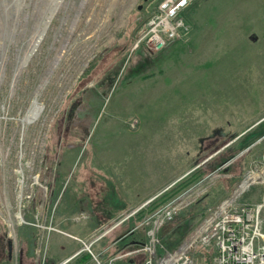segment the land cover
Returning <instances> with one entry per match:
<instances>
[{
  "label": "rangeland",
  "instance_id": "1",
  "mask_svg": "<svg viewBox=\"0 0 264 264\" xmlns=\"http://www.w3.org/2000/svg\"><path fill=\"white\" fill-rule=\"evenodd\" d=\"M50 1L0 0V219L7 216L15 170L38 173L48 194L38 188L25 218L38 228L42 257L49 231L62 230L56 216L74 199L80 179L103 213L113 215L89 241L113 236L134 219L144 237L133 249L121 243L118 258L107 261L84 246L90 263L130 264L133 257L146 264L155 211L185 199L155 231L156 253L165 257L194 239L209 209L232 197L248 174L264 172V0H196L184 10L191 33L157 51L138 45V36L162 0H62L18 70ZM34 99L43 109L25 122ZM126 190L158 194L137 211L126 209ZM240 197L239 203H264V180ZM87 215L70 214L75 221ZM261 218L262 236L254 243L264 253V206ZM189 255L192 264H218L214 245L198 240Z\"/></svg>",
  "mask_w": 264,
  "mask_h": 264
},
{
  "label": "built area",
  "instance_id": "2",
  "mask_svg": "<svg viewBox=\"0 0 264 264\" xmlns=\"http://www.w3.org/2000/svg\"><path fill=\"white\" fill-rule=\"evenodd\" d=\"M194 1L196 0H162L157 12L141 29L138 45L144 44L150 50L157 51L170 41L188 36L193 27L187 21L184 10ZM27 167L32 170V162H27ZM15 172L17 178L10 194L12 199L9 201L5 198L4 209L7 211V216L2 217L7 226L10 225L11 235L15 225L31 223L25 218V208L37 194L38 188L43 197H47L48 194V187L41 183L38 173L34 171L26 173L23 169L15 170ZM245 180L246 178L232 197L222 201L217 207L209 209L203 226L194 239L192 238L179 249L169 252L165 257H159L156 253L155 231L163 223L173 220L185 206L186 200L174 199L156 210L152 217V229L148 231L151 237L150 243L144 245L150 255L146 264H192L189 251L195 240L206 245H214L218 264H264V253L260 252V248L256 250L254 243L257 237L262 236L261 207L264 203L252 206L238 202L243 192L249 188H242ZM139 209L141 207L137 208V211ZM40 228L54 229L44 225ZM91 245L92 242L86 244V248L93 254ZM93 257L97 258L94 254Z\"/></svg>",
  "mask_w": 264,
  "mask_h": 264
},
{
  "label": "crops",
  "instance_id": "3",
  "mask_svg": "<svg viewBox=\"0 0 264 264\" xmlns=\"http://www.w3.org/2000/svg\"><path fill=\"white\" fill-rule=\"evenodd\" d=\"M253 50L255 51V47H252V53L254 54ZM251 57L248 61V69H253L256 59L254 55ZM83 192L85 195H83ZM91 193H94L93 190L89 186L85 189V186L79 179V184L75 189L76 195L73 196L74 199L70 202V205L66 204L56 216L55 223L57 226L60 225L62 230L49 231L50 245L42 257L36 252L37 227H30L28 224L18 225L17 233L11 235L10 230L7 231L8 226L5 225L6 223L0 219V264H89L92 262L90 261V255L85 253L86 249L84 246L91 242L89 241L91 235H93L96 229H99L98 227H101L100 225L104 223L103 221L109 223L113 215L112 211L103 213V206L99 205L100 203L96 204L97 202L95 203V200L93 201ZM157 194L153 196L155 197ZM124 195L127 198L126 204H128L126 209L135 206L140 207L154 198L151 196V193L145 196L142 191L137 192L136 190H126ZM126 204L124 205L125 207ZM84 212L88 213V217L77 221L72 220L70 216V214L81 216ZM136 220L126 221L124 225L120 224L121 227H117L114 230L117 231L120 229V231L113 236L110 234L113 231L100 234L99 236L104 235L101 238L98 237L99 240L98 238L94 239L98 241L92 242L93 252L100 255L104 261H107L109 259L112 260V256L114 255L118 258L119 252L116 250V247L118 245L120 246L121 243H123L122 247L127 248V250L143 244V231L139 229V231L134 230L138 226ZM82 240H86L87 243L84 244ZM129 260L130 264H137L136 259H133V257H130Z\"/></svg>",
  "mask_w": 264,
  "mask_h": 264
},
{
  "label": "bare ground",
  "instance_id": "4",
  "mask_svg": "<svg viewBox=\"0 0 264 264\" xmlns=\"http://www.w3.org/2000/svg\"><path fill=\"white\" fill-rule=\"evenodd\" d=\"M62 0H52L50 1L49 7L43 11V13L39 16L36 29L33 32L32 38L28 42L27 50L24 54V57L20 59V63L18 64V70L25 67V64L30 60L33 54L36 52L37 48L39 47L40 43L45 37V34L57 14ZM43 109V106L39 104L37 99H34L31 107L29 108L26 116L23 120L26 122H31L37 119L39 113ZM264 180V172L252 173L246 177L242 188L251 187L257 181Z\"/></svg>",
  "mask_w": 264,
  "mask_h": 264
}]
</instances>
